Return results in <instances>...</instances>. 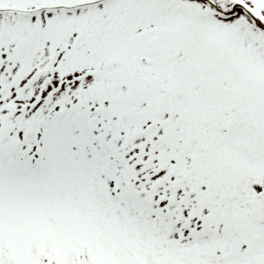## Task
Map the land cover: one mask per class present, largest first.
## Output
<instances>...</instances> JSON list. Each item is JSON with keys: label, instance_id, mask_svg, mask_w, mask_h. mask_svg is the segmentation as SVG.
Returning a JSON list of instances; mask_svg holds the SVG:
<instances>
[{"label": "snow or ice", "instance_id": "obj_1", "mask_svg": "<svg viewBox=\"0 0 264 264\" xmlns=\"http://www.w3.org/2000/svg\"><path fill=\"white\" fill-rule=\"evenodd\" d=\"M0 264H264V0H0Z\"/></svg>", "mask_w": 264, "mask_h": 264}]
</instances>
